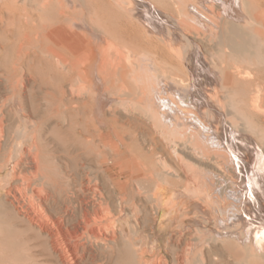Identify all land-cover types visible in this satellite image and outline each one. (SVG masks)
<instances>
[{"label":"bare ground","instance_id":"6f19581e","mask_svg":"<svg viewBox=\"0 0 264 264\" xmlns=\"http://www.w3.org/2000/svg\"><path fill=\"white\" fill-rule=\"evenodd\" d=\"M263 74L264 0H0V264H264Z\"/></svg>","mask_w":264,"mask_h":264},{"label":"rangeland","instance_id":"374dc122","mask_svg":"<svg viewBox=\"0 0 264 264\" xmlns=\"http://www.w3.org/2000/svg\"><path fill=\"white\" fill-rule=\"evenodd\" d=\"M237 26H239V28L241 27L243 30H244V32L245 33H253V31H254V29L256 28H260V26H258L257 27V25H255L254 27H250V26H245V28H244V26L243 25H237ZM251 28V29H250ZM247 29V30H246ZM253 30V31H250V30ZM128 49V48H127ZM130 49V48H129ZM37 76H40L42 79V82L43 83H45L46 81H45V76L43 75V73H41L40 72V70H38L37 72ZM263 78H264V74H263ZM37 83L39 84L40 83V81H39V79H37ZM107 113V116L109 117V112H106ZM244 120H246L245 118H243ZM252 121V120H251ZM251 121H249L248 119H247V122H251ZM254 121V122H253ZM252 121V125L250 124V123H248L249 124V126H247V127H249L248 128V134L250 135V136H252V137H254V138H261V140H263L262 139V137H263V135H264V128H262V127H264V117L263 116H260V117H258L256 120H253ZM258 122V123H256V122ZM263 123V124H262ZM247 124V125H248ZM256 124H258V125H260V126H258L257 127V125ZM263 126H262V125ZM254 129H256V130H254ZM260 129H262V130H260ZM260 131V132H259ZM252 132H253V134H252ZM247 134V135H248ZM252 134V135H251ZM256 134V135H255ZM258 134V135H257ZM39 148L41 149H44V146L42 145V143H40V145H39ZM134 149H137V147H135ZM4 174H2V175H0V186H1V181L3 180V178H4ZM1 192V194L3 195L4 194V192L3 191H0ZM0 199H1V196H0ZM168 201V198H166V197H164V201H163V203L165 204L166 202ZM189 204V202H186L185 201V203L182 201V202H180L177 206L178 207H176V211L174 212V214H173V219L176 221V223L177 224H179L178 225V228H179V230L181 231V233H182V236L183 237H181V241H180V243H179V247H178V249H181V248H183L184 246H185V244L186 243H188V242H190L189 240H188V234H186V228L187 227H190L191 228V231L190 232H194L197 228H200V225L202 224L201 223V221H202V218H201V216H200V214L198 213V211H197V209L195 208L196 206L193 204V207L191 206V205H188ZM187 206V207H186ZM192 208H191V207ZM190 208H191V210H190ZM187 209V210H186ZM184 210V211H183ZM192 210H193V212H192ZM189 213H191V214H189ZM180 214V215H179ZM189 215V216H188ZM177 216V217H176ZM179 216V217H178ZM212 218L210 217L209 218V220H210V222H212L213 220H211ZM181 220V221H180ZM185 220V221H184ZM135 225V224H139L138 222H136L135 220H133L131 217H128L127 218V221H126V226L128 225V226H130V225ZM186 224V225H185ZM153 225V226H152ZM150 227H146L145 228V231H144V233L146 234V236L148 237V241H150L149 242V244H150V246H152V248H154L153 250H152V252H151V254H149V258L151 259V258H154V257H156V256H158V257H163V263L162 264H173V258H172V256H171V252L169 251V249L167 248V242H168V238H169V233L168 232H171L173 229L172 228H174L173 226H171L170 227V229H169V227H166V228H164V229H162V230H160V232H157L158 231V229H160V227H159V225L157 224H152ZM183 225V226H182ZM72 228V226L70 225V226H68V228H67V231L68 232H70V231H72L73 230V228ZM151 228V229H150ZM155 228V229H154ZM8 232L9 233H13V235L11 234V236L12 237H19L20 235L17 233V232H15V230L13 229V227H11L10 229H8ZM7 232V233H8ZM15 232V233H14ZM156 232V233H155ZM6 233V234H7ZM9 233H8V235H9ZM184 233V234H183ZM154 234H155V236H154ZM167 234V235H166ZM169 234V235H168ZM16 235V236H15ZM153 236V237H152ZM154 237H155V239H156V241L158 242H156L155 241V239H154ZM162 237V238H161ZM168 237V238H167ZM152 238H153V240H152ZM159 238V239H158ZM164 240V241H163ZM188 241V242H187ZM153 244H152V243ZM164 242H166V243H164ZM20 245H21V247H20ZM210 245H211V247H212V249H216V251L217 252H219L221 255H222V257H225V255H226V244L224 243V242H215V243H210ZM23 245L22 244H18L17 243V245H15V246H12L11 248H9V250H7L8 248H6V250L5 251H12L13 249H23V247H22ZM165 246V247H164ZM14 247V248H13ZM20 247V248H19ZM157 249V250H156ZM164 249V250H163ZM166 250V251H165ZM161 253H160V252ZM165 252V253H164ZM208 253V252H207ZM207 253H206V255H207ZM154 256V257H153ZM211 257H208V256H206L205 257V264H209V262L211 261V259H210ZM208 260V261H207ZM3 262H2V264H18V262L19 261H17V259H16V257H10V256H6V258H4L3 260H2ZM11 261V262H10ZM168 261H170V263L168 262ZM214 262V261H213ZM27 264H32L29 260L26 262ZM190 264H193V262L192 263H190Z\"/></svg>","mask_w":264,"mask_h":264}]
</instances>
